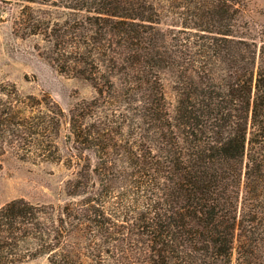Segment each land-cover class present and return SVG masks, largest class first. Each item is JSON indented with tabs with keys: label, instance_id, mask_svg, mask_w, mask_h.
<instances>
[{
	"label": "trees",
	"instance_id": "obj_1",
	"mask_svg": "<svg viewBox=\"0 0 264 264\" xmlns=\"http://www.w3.org/2000/svg\"><path fill=\"white\" fill-rule=\"evenodd\" d=\"M8 1L96 95L70 108L65 156L60 105L0 82V157L77 168L64 203L0 207V264H264V41L235 34L243 0H169V32L156 0Z\"/></svg>",
	"mask_w": 264,
	"mask_h": 264
},
{
	"label": "rangeland",
	"instance_id": "obj_2",
	"mask_svg": "<svg viewBox=\"0 0 264 264\" xmlns=\"http://www.w3.org/2000/svg\"><path fill=\"white\" fill-rule=\"evenodd\" d=\"M160 14L155 25L165 31L180 28L179 11L173 1L156 0ZM26 3L0 0V82H14L23 94L39 98L50 97L65 111L62 118L60 144L63 154L69 155L63 140L67 131L70 108L82 99L96 95L86 80L60 73L45 57L47 42L40 35H25L21 11ZM36 7V6H35ZM182 11V9H180ZM236 35L249 40L264 41V0H243L239 4ZM168 107L174 112L178 93L173 75L162 74ZM76 167L64 162L23 161L11 150L0 157V207L15 198H26L35 203H64L67 201V181L75 176ZM16 264H49L45 256Z\"/></svg>",
	"mask_w": 264,
	"mask_h": 264
}]
</instances>
